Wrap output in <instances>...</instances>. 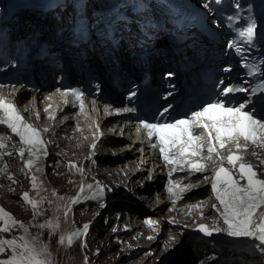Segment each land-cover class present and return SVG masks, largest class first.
Returning <instances> with one entry per match:
<instances>
[{"label": "snow or ice", "instance_id": "6c2138e0", "mask_svg": "<svg viewBox=\"0 0 264 264\" xmlns=\"http://www.w3.org/2000/svg\"><path fill=\"white\" fill-rule=\"evenodd\" d=\"M233 6L237 11L236 14L226 17V22L229 24L240 19L239 13L242 8L240 0H233ZM255 37L256 23L250 18L246 28L239 29L227 46L235 55L241 57L240 66L246 70V74L253 79L254 83L245 87L244 83L225 84L221 79L218 84V96L215 99L179 119H169L171 109L170 106H166L158 112L153 121L140 120L137 132L145 133L150 148L159 147L165 167L169 168L166 191L173 198V205L177 200L183 199L181 193L184 191L191 190L199 183L211 182L212 195L209 199L214 197L216 201L212 204L215 210L213 224L210 226L199 224L196 231L205 237H212L215 233L225 234L229 238L247 239L252 242L253 248L264 254V212L258 219L256 218L257 210L264 208V178H262L264 172H258L257 165L246 162L248 156H255L260 164H264V160H261L255 151V149H264V61L253 63L244 55L253 46ZM223 71L231 72L232 68L226 67ZM168 75L170 76L171 73ZM5 86L0 85V87ZM57 92L65 98L63 101L65 104L78 105L80 112H84L85 93L81 89H57ZM237 94H244L245 99L235 100ZM168 95L170 96L171 93ZM69 96L74 99L70 101L67 99ZM48 98H51V94ZM164 99H167V96ZM93 103L95 104V100ZM112 111L120 114L121 112H136L137 109L127 107ZM104 112L107 115L112 114L108 106H105ZM36 117L40 119L38 112ZM49 119L55 120L56 116L52 115ZM95 127L99 132V123H96ZM49 131L48 128L38 130L34 125L27 123L18 103L0 96V162L3 161L5 155L9 157L12 155V152L6 151L8 142L18 138V146L17 143H13L12 147L22 159L27 153L28 159L24 162V168L21 169V172L27 176L29 173L25 172V169L31 171L38 162L42 161V158L49 155L43 136V133ZM91 147L95 150L97 144L93 143ZM223 149H227L229 153L227 156L223 155ZM210 164L214 166L212 175L191 180L187 185L180 183L183 177L173 176L175 172L185 171L188 176H194L196 173L205 172ZM225 164L228 167H225ZM69 167H75L81 173L84 171L75 164H70ZM6 168V164H0V172L5 171ZM6 178L13 183L17 182L11 175ZM31 184L33 190H37L39 194L35 175L31 176ZM86 190L87 194L81 195ZM9 191H14V189L10 188ZM105 191V186H102L99 181L95 185L82 184L76 196L67 198L65 216L72 211L73 205L86 201H102L105 198ZM52 194L61 201L65 200V197L58 196L55 190ZM21 200L25 207H31L33 218L41 214L38 205L43 203L42 199H30L29 193L24 192ZM206 203L207 201H197L187 206L200 209V206ZM105 206L101 203V207ZM200 214L202 218H208L203 216L202 211ZM145 223L153 227L157 222L149 219ZM30 226L36 225L26 226L16 221L10 213L0 207V234L9 233L16 227L23 233L11 239H5L0 235V256L6 254V258L0 259V264H53L52 253L48 245L41 242L39 234L36 236L30 234ZM58 226V223L53 221L38 225L41 230L50 229L53 235ZM153 230L156 229L153 228ZM113 231L117 229L113 228ZM89 234L90 224H84L82 230L77 229L67 237L60 236L58 243L63 245L67 240L68 246L71 247L77 239L87 238ZM148 239H153V237H148ZM83 246L87 247V244ZM97 254H99L98 251ZM209 259H214V257Z\"/></svg>", "mask_w": 264, "mask_h": 264}, {"label": "rangeland", "instance_id": "374dc122", "mask_svg": "<svg viewBox=\"0 0 264 264\" xmlns=\"http://www.w3.org/2000/svg\"><path fill=\"white\" fill-rule=\"evenodd\" d=\"M132 198V197H131ZM123 209V208H122ZM121 209V210H122ZM121 210L117 209V207L115 208V213L120 212ZM115 213L113 214V216L115 215ZM145 217V216H144ZM115 218V217H114ZM98 228V227H97ZM103 231V230H102ZM108 232V229L104 232V234H106ZM106 245V244H105ZM108 248H111V246L109 245ZM102 256L99 255V260L101 262H103L104 264L108 263V264H116L117 261H112L111 258H108L110 256V254L108 252H102ZM124 255V254H122ZM138 256V255H137ZM137 256L134 255H130L128 258H121L120 261L125 262V264H139L140 262L138 260H136ZM141 256V255H140ZM138 256V257H140ZM143 256H141L142 258ZM155 257L157 256H152L151 259L147 262H145V264H156L155 263ZM169 257V255H168ZM155 258V259H154ZM55 259L57 260V264H66V256L65 255H61L59 254L58 256H54L52 254V261H55ZM127 260V261H126ZM70 264H81L80 262V254L78 253L77 249L75 248L73 251H71V258H70ZM144 264V263H141Z\"/></svg>", "mask_w": 264, "mask_h": 264}, {"label": "bare ground", "instance_id": "6f19581e", "mask_svg": "<svg viewBox=\"0 0 264 264\" xmlns=\"http://www.w3.org/2000/svg\"><path fill=\"white\" fill-rule=\"evenodd\" d=\"M33 62H35L34 59H32L30 61V63H33ZM140 177H144L145 178V175H142ZM140 181H141V179H140ZM137 194L140 195L141 197H144L142 194H139V193H137ZM125 199H126V203L125 204H126L127 208H132V209H136V210H142L143 204L142 203H137L133 198H131L130 195H126ZM117 209L121 210L122 207L121 206H118ZM148 216L149 215H145V217H148ZM179 251L181 252L180 256H181V260H182L183 263H186V262H188V261H190L192 259V252H190L185 245H181L180 244ZM152 256L159 257V254L157 253V255H152ZM152 256H143L142 258L141 257H137L136 260H138L140 262L139 264H141V263H144L145 264V262L149 261ZM168 258H169L168 256L164 257L162 264H173L172 260H169L166 263V260Z\"/></svg>", "mask_w": 264, "mask_h": 264}]
</instances>
